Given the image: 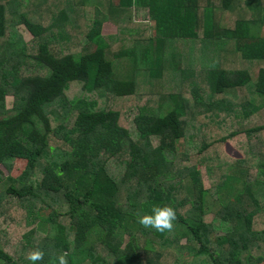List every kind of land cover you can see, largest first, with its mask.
<instances>
[{
	"label": "trees",
	"instance_id": "1",
	"mask_svg": "<svg viewBox=\"0 0 264 264\" xmlns=\"http://www.w3.org/2000/svg\"><path fill=\"white\" fill-rule=\"evenodd\" d=\"M263 27L264 0H0V264H264Z\"/></svg>",
	"mask_w": 264,
	"mask_h": 264
},
{
	"label": "clouds",
	"instance_id": "2",
	"mask_svg": "<svg viewBox=\"0 0 264 264\" xmlns=\"http://www.w3.org/2000/svg\"><path fill=\"white\" fill-rule=\"evenodd\" d=\"M175 219V210L170 205H153L149 211L137 216V223L146 229L165 232L173 228ZM43 257V250L37 247L26 253L25 260L28 264H37V262L43 260ZM52 264H68V260L64 254H58Z\"/></svg>",
	"mask_w": 264,
	"mask_h": 264
},
{
	"label": "rangeland",
	"instance_id": "3",
	"mask_svg": "<svg viewBox=\"0 0 264 264\" xmlns=\"http://www.w3.org/2000/svg\"><path fill=\"white\" fill-rule=\"evenodd\" d=\"M132 14L134 15V18H136L138 20L142 19L143 17L148 18L147 9L146 8H141L139 6H137L135 9H132ZM263 29H264V27H263ZM18 30H19V32L21 33V35L23 36L24 39L29 40L31 38V34L29 33V31L25 27L18 26ZM116 30H117V27L115 26V24H113L110 21L104 22L103 25H102V28H101V32L103 34H113V33L116 32ZM75 91H76V86L72 85L70 87V90H69L68 93L69 94H74ZM11 104H12V96L7 95L5 97V105H6L7 108H10ZM263 122H264V120H263ZM253 143H254L255 146H259V144H260V142L257 141V140H255ZM181 144H182V140H180L178 145H177V149L179 151H180V149H183V146ZM222 150H223L224 156L228 157L229 159H234V158H239L240 157L239 150L235 147V145H233L229 141H227V142H225L223 144ZM24 165H25V160L24 159H21V158L15 159L14 165L12 167V171H11L10 174H12L13 176L18 175L21 172V170L23 169ZM0 169L5 174L8 173L6 171V169L2 165L0 166ZM235 185H237V184L235 183ZM211 217H212V213L211 212H208L204 216L206 221H209L211 219Z\"/></svg>",
	"mask_w": 264,
	"mask_h": 264
}]
</instances>
